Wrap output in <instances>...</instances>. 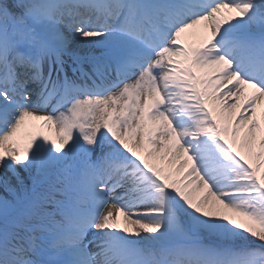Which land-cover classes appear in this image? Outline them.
<instances>
[{"label": "snow or ice", "instance_id": "snow-or-ice-1", "mask_svg": "<svg viewBox=\"0 0 264 264\" xmlns=\"http://www.w3.org/2000/svg\"><path fill=\"white\" fill-rule=\"evenodd\" d=\"M12 7L0 0V185L18 167L35 169L34 189L70 156L78 167L68 187L34 193L12 233L0 200V264H42L30 257L47 209L66 264H264V0ZM65 57L82 80L85 65L116 80L77 84Z\"/></svg>", "mask_w": 264, "mask_h": 264}, {"label": "bare ground", "instance_id": "bare-ground-1", "mask_svg": "<svg viewBox=\"0 0 264 264\" xmlns=\"http://www.w3.org/2000/svg\"><path fill=\"white\" fill-rule=\"evenodd\" d=\"M72 11H73V13H75L76 12V9H73ZM80 11H83V10L81 9ZM90 52L93 53V54H97L98 53V52H94V48H92V50ZM85 67H86L87 71L89 72L88 67L87 66H85ZM77 76L78 75H76V78H77ZM71 77L74 78L73 75H71ZM74 80H71V81H74ZM74 82L77 83V84H81V83L85 82V80H82L81 79L78 82L77 81H74ZM38 92H39V88L37 87L35 89L34 93H33L34 94V97H37L36 95H38ZM245 94H247V91H246ZM35 102H29V103L32 104V103H35ZM60 110L63 111V109H60ZM40 114H44V113H40ZM107 150L108 149H105L104 151H107ZM96 154L99 155L100 153L97 152ZM93 158H95V157H93ZM69 166H71V169H72V178L74 179L75 178V171H76V168L78 167V162L75 161V160H73L72 157L70 156L69 157V160L67 162H65L62 165L53 167L50 170V173H49V176L50 177L44 181V184L45 183H47L48 185H51V184H61V181H63V182L66 181V179H68V178L64 174V169L65 168H68ZM16 172L18 174V177L21 180H24L26 173L28 174V171H25L24 169H21L19 167L16 169ZM3 179L6 182V184H4L5 190H1L0 191V194L2 195V197L3 198H7V199L9 197L10 198L16 197L17 194H16V192H14L13 189L16 188L17 184L14 183V181L12 180L11 173L4 172L3 173ZM31 187L32 186H30L29 189H31ZM28 190L26 191L27 193L29 192ZM33 191L34 192H33V194L31 196H34V193L38 195V194H42V193H48L51 190L49 188H43V187L38 186ZM19 192L20 193L18 195L20 197H23L24 194H23L22 190H20ZM119 194L120 193H116V195H119ZM4 202L6 203V200H4ZM58 202H59V199L58 198H56V199L53 200V203L54 204H56ZM8 208H9V202H8V206L6 207V210ZM52 212H54V211L51 210V209H47V210H45L44 215L39 218V223H42L44 220L49 221V224L45 227V231L48 232L49 234H50L51 231H53V228H52L53 221L51 219L53 216L52 217L49 216V214L52 213ZM54 214H55V212H54ZM48 233H43V234H48ZM93 236L98 237L99 234L96 233V235H93ZM38 238L41 240V236H39ZM88 251H89V253H91V252L95 251V248L93 246H88Z\"/></svg>", "mask_w": 264, "mask_h": 264}, {"label": "rangeland", "instance_id": "rangeland-1", "mask_svg": "<svg viewBox=\"0 0 264 264\" xmlns=\"http://www.w3.org/2000/svg\"><path fill=\"white\" fill-rule=\"evenodd\" d=\"M5 3L8 5H10V4L13 5L15 3V0H5ZM70 38L73 40V47L76 50H79L82 52L88 51L87 45L83 41H80L79 38H76V37H70ZM103 149H108L107 145H105V147ZM33 170L34 169H31L29 171V173L27 175H25L24 180H21L20 178H16V176L11 175V178L14 181V183L17 184L16 188L13 189L14 192H16V194H17L16 197H13V198L9 197L7 199V198H3L2 195L0 194V200H2V201L6 200L7 206H8V202H9V208L7 210L6 209L4 210V224L7 227L8 231L13 230L12 223L15 219L18 218V214H19L20 210L25 206L24 203L25 202L28 203L29 201H31V199H30L31 195H29V194L31 192H33L32 190H34L32 178L35 176V171H33ZM29 186H32V187H31V189L28 190ZM18 188H21V190L24 194L23 197L19 198V200H18V196H19L18 194L20 192H19ZM1 190H3V185H0V191ZM27 190L29 191L28 193L26 192ZM20 199L23 200V202H21ZM9 211H11V213ZM208 238H211V237H206V236L198 237V239H200L201 242H203L205 244H213V242H212V241H214L213 238H211V239H208ZM252 246L253 247H259V244L257 242V243H254Z\"/></svg>", "mask_w": 264, "mask_h": 264}]
</instances>
